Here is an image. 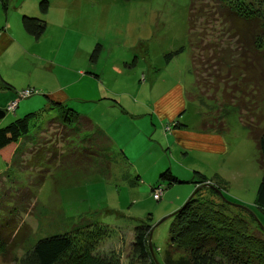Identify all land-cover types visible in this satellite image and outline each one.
<instances>
[{"label": "rangeland", "instance_id": "obj_1", "mask_svg": "<svg viewBox=\"0 0 264 264\" xmlns=\"http://www.w3.org/2000/svg\"><path fill=\"white\" fill-rule=\"evenodd\" d=\"M42 1L10 0L6 14L0 6V27L8 21L9 28L14 30L20 26L24 15L44 18L50 26L38 49L41 54L53 59L51 84L58 82L56 78L61 84L68 83L73 74L75 77V71L83 70L99 76L101 94L109 95L106 92H112L114 100L122 104L130 98L128 101L131 103L126 104L127 113H122L117 106L105 109L106 104L97 106L90 116L95 122L113 128V148L124 152L130 166L124 161L111 164L110 175L102 176L96 166L88 169L80 158L82 163L77 162L80 165L73 166V170L70 167L61 170L71 163L64 161L67 158L63 157L67 143L63 138L65 129L58 122H51L58 115L56 110L50 109L41 118L32 120L29 126L32 141H36L41 130L46 131L40 133L35 145H28L19 156V161L25 164L19 169L11 167L7 177L0 182V193L13 187L12 190L25 189L33 195L29 200L19 199L16 203L15 199L6 203L15 208L11 216L14 231L23 224L29 230L26 246L30 248L42 238L72 232L81 218L105 225L117 223L118 227L108 226L109 238L103 240L94 253L105 255L113 251L119 255L120 264H127L134 227L137 220H144L152 227L150 244L151 247L153 244L155 257L160 263L167 245L170 217L197 190L193 182L197 170H203L208 178L213 177L214 182L225 180L227 185L223 186L222 193L230 202L246 211L232 208L233 212L241 213L249 221V216L256 218L264 230V212L254 205L261 177L259 154L244 125V115L233 105L240 101L238 97L241 93H234V101L230 93L223 95L226 91L224 87L215 91L217 84H213L211 71L207 67L213 64V59L209 58L213 50L220 46V37L213 32L211 23L199 24L197 18H193L196 26L191 36L193 39L189 35L193 1L195 14L204 17L205 13L196 11L211 10L212 18L213 1L47 0L49 10L46 15L39 10ZM24 8L27 12H24ZM66 34V41L59 53L58 47ZM225 43L223 39L221 46ZM96 44L101 45V52L98 61L91 65L89 56ZM180 48H183L182 52L165 59L167 54ZM203 48L207 50L202 52ZM193 58L196 61L193 62ZM19 60V65H16L18 70L30 67L28 65L32 59L29 57L23 56ZM197 60L201 62L200 65ZM113 65L118 66L119 72L112 69ZM5 75L15 84L20 79L19 74L16 75L9 68L5 70ZM222 75L221 85L227 88L234 85L235 79L238 80L237 84L241 82L242 77L238 72ZM177 84L183 87L185 100V111L180 122L190 129L201 130L203 124L208 128L222 120L224 129L221 135L229 152L223 156L198 152L186 155V151L178 145L172 147L171 143L166 144L165 132L157 123L156 114L147 110V105L153 100L152 85L156 86L155 92L161 94ZM27 90L20 91V94ZM20 94L12 102L14 107L9 108L12 104L8 107L9 111H14L20 100L34 104L41 93L31 98H21ZM242 97L248 105L249 96ZM42 99L44 101L39 109L46 102L45 97ZM34 109L30 112L39 110L37 107ZM243 111L245 113V109ZM8 117L0 119H6L4 127L12 122ZM81 144L77 139L72 144L76 156L81 155ZM122 168L140 177L137 187L130 188L120 180ZM167 169L174 177L175 172L190 175L186 179L182 177L183 180L176 177L184 183L168 186L167 182L159 180L161 173ZM159 183L163 193L156 201L152 197V187ZM189 188L191 191L181 202V196ZM165 194L166 197H163ZM179 201L181 204L177 203ZM3 214L1 211L0 221ZM23 254V248L17 250V257ZM0 264L5 263L0 260Z\"/></svg>", "mask_w": 264, "mask_h": 264}, {"label": "trees", "instance_id": "obj_2", "mask_svg": "<svg viewBox=\"0 0 264 264\" xmlns=\"http://www.w3.org/2000/svg\"><path fill=\"white\" fill-rule=\"evenodd\" d=\"M211 1H213V18L211 10L210 12L202 9L196 11L205 13L204 17L201 14L200 16L195 14L193 1L190 9L189 35L190 37L194 35L193 29L196 26L193 18H197L200 21L199 24L211 23L213 32L220 37L218 38L220 46L213 50L209 58V60L213 59L211 62L213 64L207 67L211 71L210 77L213 78V84H217V88L213 87L215 91L224 87L226 91L223 95L230 93L234 101L236 100L234 93H241L238 97L240 101L233 105L241 111L242 116L244 115V125L257 147L261 177L254 205L264 212V0ZM9 2L10 0H0V6L5 14L9 8ZM39 10L43 15L48 13L47 0L39 4ZM47 24V20L38 16L24 15L21 19V26L25 33L37 41L46 34ZM223 39L226 43L221 46ZM205 50L207 48H203L202 52ZM182 51L183 48H180L178 51L171 52L165 56V59L168 60ZM100 52L101 45L96 44L89 56L91 65L98 61ZM194 61L196 58H193ZM197 63L201 64L199 60ZM237 72L242 77L239 84L235 79L234 85L228 88L221 85L222 74L232 75ZM87 73L97 77L92 72L87 71ZM219 85L220 88H218ZM10 88L11 85L6 82L0 86V89ZM27 91L32 92L30 96L38 93L34 89ZM242 96H249L248 105L243 102ZM50 109L56 110L58 114L51 122H58L65 129L63 138L67 140L63 157L67 158L64 161L70 162L71 165H65L66 167L60 168L61 170H67L69 167L73 170V166L80 165L77 162L82 163L81 159L87 164L85 167L88 169L96 166L97 172L102 176L110 175L111 164L117 165L124 161L130 166L123 151H115L111 139L102 129L96 127L88 117L69 108L66 103L54 100H47V103L38 111L16 118L8 126L0 128V156L7 166L10 168L15 166V169H19L25 164L19 161V156L24 153L28 145H35L40 133L46 131L41 130L36 141H32L29 135L30 123L32 120L41 118L43 113ZM242 109H245V113ZM183 126L178 123L175 125L178 128ZM208 129H215V132L222 134L224 122L218 120L216 125L208 128L203 124L202 130L208 131ZM76 139L80 144L82 142V152L79 156L75 155L72 148ZM8 171L4 174V178L7 177ZM119 177L130 188H135L140 183L138 175H132L123 168ZM159 180L167 182L168 186L181 182L169 169L161 173ZM193 182L200 188L190 195L184 205L170 217L169 235L162 262L159 263L156 259L153 244L152 254L149 248L151 225L147 221L137 220L127 264H264V230L261 229L256 218L249 216V221L241 213L233 212L232 208L241 209L242 207L230 202L222 193L223 186L227 185V182L220 179L214 182L213 177L208 179L199 172H194ZM206 185H211L213 188ZM159 187L160 183L152 187V197L153 191ZM12 189L13 187H9L0 193V212H4L0 221L2 263L120 264L119 255L116 252H108L105 255L94 253L98 245L109 238L108 225L84 218L80 219L81 221L72 232L42 238L28 248L26 245L29 230L23 224L14 231L11 227V216L15 208L6 203L15 199L16 203L19 199L29 200L33 195L25 189L21 191ZM215 190H219L225 200L219 197ZM241 210L246 212L243 208ZM20 248H23L24 254L19 258L17 250Z\"/></svg>", "mask_w": 264, "mask_h": 264}, {"label": "crops", "instance_id": "obj_3", "mask_svg": "<svg viewBox=\"0 0 264 264\" xmlns=\"http://www.w3.org/2000/svg\"><path fill=\"white\" fill-rule=\"evenodd\" d=\"M24 12H27L25 8ZM47 25L48 31L50 24L48 23ZM0 28V86L3 82L11 85L10 89H0V111L4 112L3 117H6L7 119L9 118L8 116H10V121H13L16 118H19L24 113H32L30 111L35 110V107H37L38 109L39 107H41L42 101H44L42 97H45V103H47V100L63 102L66 103L69 108L79 112L81 115L87 116L96 127L102 129L108 135V137H111L109 138L111 139V143L113 145V128H111V126H106V124L102 125L95 122L93 118L91 119L90 116L93 112H95V108H97V106H105L106 104L108 105L104 107L105 109L117 106L119 110L122 111V113H127L125 112L127 111L126 104L131 103L128 101L130 100V98L125 101V104H122L121 102H117L114 100L115 96L112 92H106L109 93V95H105V93L101 94L102 90H100L99 76L96 74L97 77H94L93 75L88 74L87 71L83 70L75 71V77L73 74L71 76L72 79L68 83L61 84L59 79L56 78L58 84H51L53 59L41 54L38 49L39 44L44 41V36L38 41L34 40L32 37L25 33L21 24L19 27H15L14 30L12 28L10 29L8 21ZM67 35L68 34L64 36L61 42V46L58 47L59 53H61L62 51V45H64ZM23 56L32 59L31 62L29 61L28 65L30 67L26 70H18L17 66L19 65V59ZM4 58L6 62H4ZM11 65H13L14 67H12ZM117 67L118 66L113 65L112 69L119 72ZM7 68L15 71L16 75L19 74L20 79L18 82L15 81L16 84L6 77L5 70ZM151 88V95L153 96V100L148 102L149 105H147V110H150V113L156 114V121L157 123L161 124L162 129L165 132L164 138L167 145L168 143H171L172 147L178 145L179 148L186 151V155H188V153L190 152H198L209 154L211 156H213V154L223 156V154L229 152V149L221 134H217L216 132H213V130H193L190 129L187 124H183L182 122H180L185 111L184 91L183 87H181L180 84L175 85L171 90H166L161 94L155 92V85H152ZM26 89H35L38 90V93L35 95H39V93L41 94L35 100L34 104H29L20 100L14 111H9L8 107L12 104V102L16 100L19 95L18 93ZM31 97L32 96L28 98ZM28 98L23 100H27ZM144 115L145 114H141V116ZM132 116L139 117V115ZM6 119L0 120V128L4 127ZM177 123L184 126L180 128L175 127ZM167 127L169 128L168 130L166 129ZM195 161L200 163L198 160ZM9 168L10 167L7 166V163L0 156V182L4 179V174L9 170ZM197 172L206 176L203 170H197ZM174 175L178 179L183 180L184 178L186 179V177H189L190 173L183 174L181 172H175ZM182 183L180 182L178 184ZM190 191V188L185 190V193L183 194L184 196H181L180 198L181 202L186 198ZM166 195L167 194H165L163 197H166ZM180 201L177 203L181 204ZM116 224L107 225L110 227H118ZM112 247L113 245L109 248L111 249Z\"/></svg>", "mask_w": 264, "mask_h": 264}, {"label": "built area", "instance_id": "obj_4", "mask_svg": "<svg viewBox=\"0 0 264 264\" xmlns=\"http://www.w3.org/2000/svg\"><path fill=\"white\" fill-rule=\"evenodd\" d=\"M31 94H32L31 91H27V92H25V93L20 94V96H21V98H23V97H29ZM12 107H14L13 104H12L9 108H12ZM15 108H16V106H15ZM168 129H169V128H168ZM168 129H167V130H168ZM154 192H155V194H154ZM162 193H163V192H162V188H161V187L155 189V190L153 191V198H154L155 200H159V199L161 198V196H162Z\"/></svg>", "mask_w": 264, "mask_h": 264}, {"label": "water", "instance_id": "obj_5", "mask_svg": "<svg viewBox=\"0 0 264 264\" xmlns=\"http://www.w3.org/2000/svg\"><path fill=\"white\" fill-rule=\"evenodd\" d=\"M3 116H4V112L3 111H0V119L1 118H3ZM206 186H208V187H211V188H213V186H211V185H206ZM198 188H200V187H198ZM198 188H197V190H198ZM196 190V191H197ZM196 191H194V193L196 192ZM215 192L217 193V195L219 196V197H221L222 199H224V197H223V195L221 194V192L219 191V190H215ZM194 193H192V194H194ZM225 200V199H224ZM172 216V215H171ZM151 234H150V237H149V248H150V251H151V254L153 253L152 252V247H151Z\"/></svg>", "mask_w": 264, "mask_h": 264}]
</instances>
